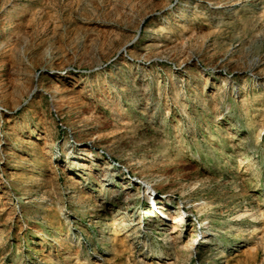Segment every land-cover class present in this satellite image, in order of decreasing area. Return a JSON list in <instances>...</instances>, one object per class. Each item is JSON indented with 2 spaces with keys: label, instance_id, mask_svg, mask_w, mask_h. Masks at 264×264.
Masks as SVG:
<instances>
[{
  "label": "rangeland",
  "instance_id": "1",
  "mask_svg": "<svg viewBox=\"0 0 264 264\" xmlns=\"http://www.w3.org/2000/svg\"><path fill=\"white\" fill-rule=\"evenodd\" d=\"M0 140V264H264V0H0ZM109 162L146 254L101 237Z\"/></svg>",
  "mask_w": 264,
  "mask_h": 264
},
{
  "label": "bare ground",
  "instance_id": "2",
  "mask_svg": "<svg viewBox=\"0 0 264 264\" xmlns=\"http://www.w3.org/2000/svg\"><path fill=\"white\" fill-rule=\"evenodd\" d=\"M212 4H214V3H212ZM37 89L36 88H34V89H32L31 91H30V94L31 93H34L35 91H36ZM147 105L148 104H150V102L149 101H147V103H146ZM60 106L58 105L57 106V108H59ZM148 108L146 107L144 110H147ZM61 110V109H60ZM143 110V111H144ZM3 137H4V135H2ZM47 137H49V133H47L46 135H44L43 137H42V139H46ZM99 137L96 139V140H92L91 141V144H92V146L94 147V148H100V144H99ZM0 142H2V143H6V140H0ZM106 147H107V145H106ZM72 147H70V149H71ZM167 151H169V147L167 146V145H163L160 149H158V153H164V152H167ZM69 152V151H68ZM248 153H250V150L248 151ZM89 155H91L90 153H89ZM82 156V155H81ZM80 156V157H81ZM92 156V155H91ZM167 155H165L164 157H166ZM51 158H52V156H51ZM77 158H79V157H74L71 161H72V163H71V161H68V163H66V168L67 169H71V168H75L77 165H81L82 164V161L84 160V159H78L79 161H76L77 160ZM68 160H70V158L68 159ZM93 160H96L95 159V157H93ZM76 161V162H75ZM132 161L133 160H131V159H129V160H127L126 161V163H125V166H124V168H126V169H128V167L129 166H131V163H132ZM133 165V164H132ZM80 167V166H79ZM123 168V169H124ZM115 168H113V166H112V163H107V165L106 166H104L103 168H102V170H100L98 173H96V175H95V179L97 180V182L102 186V188L106 185V186H110V190L107 192V191H105V193H104V198H101L102 200L100 201L101 202V204L99 205L100 207L98 208V210H96L97 212L98 211H104L105 213V215H103L102 216V214H100V212H98V214H97V217L98 218H101V219H103V220H108L107 221V223H104V228L103 229H101L100 230V234H101V237H103V239H104V233L106 232L105 230H106V228H108L109 226H114V230L115 231H118V232H120V233H127V237H128V246H127V248H128V250H133V249H138V250H140V252H142L143 254H146V251L144 250V247L143 248H138L139 247V242L141 241V238H140V228H141V222H142V219H140V220H138L137 221V223L136 224H133V220L131 219V213H132V211L131 210H133V208H134V201H133V199H132V197L130 196V195H127L126 193H124V192H122L121 190H115V188H114V186L115 185H113V179H114V177L115 176H121L122 175V170H120V171H115L114 170ZM136 170H138V169H136ZM146 174V173H145ZM162 178V176H159V175H152V178H146V177H143V180L142 181H144V182H146V183H150V185L151 186H154V185H157V183H159V182H161V179ZM2 178H1V176H0V189H1V187H2V180H1ZM69 179L71 180H73V177H72V175H70V177H69ZM154 182H156L154 185H153V183ZM160 184H162V183H159V185ZM113 185V186H112ZM119 185H121V187H124V188H126L127 187V184H119ZM162 185H164V184H162ZM141 188L140 187H137L135 190L136 191H139ZM107 193V196H110L109 197V199L107 200L106 199V197H105V194ZM100 196V195H99ZM23 199H24V196L22 197ZM85 198V197H84ZM89 198V197H88ZM111 199H116L115 201H116V203L117 204H120V205H118V208L117 209H115V206H114V204H110L109 202L111 201ZM86 200V199H85ZM83 201V200H82ZM29 201H24L23 203H28ZM87 202L88 203H90L91 205H92V201H91V199H88L87 200ZM22 203V204H23ZM103 203H109L108 205L109 206H103L102 204ZM85 205V201H83L82 202V205ZM159 204L161 205L159 208L161 209V210H165V211H167V212H169V209H170V205H169V202H168V200H160L159 201ZM98 206V205H97ZM60 208V207H59ZM82 208H83V206H82ZM182 208H180L179 209V211L178 212H176V213H174V214H176L175 215V217H174V221H173V219H172V221L174 222V227L172 228L173 229V231L174 232H177V231H181V225H180V218H182L181 217V213H182V210H181ZM63 209H61V211H62ZM59 215L60 216H62L63 215V213L62 212H60L59 213ZM36 216V215H35ZM32 218V217H31ZM110 221V222H109ZM33 222L34 223H36V224H39V222L37 221V220H33ZM204 222H205V220H203L202 222H201V226L204 224ZM166 223H167V220H166ZM53 224V223H52ZM60 224V223H59ZM140 224V225H139ZM55 225V224H54ZM52 226V229L54 230V233L56 234V235H52V241L56 244V245H59L60 246V248H62L63 247V245H62V239H61V237L58 235V234H61L62 232L61 231H63V229H61L60 227V225L59 226ZM52 230V231H53ZM34 232H35V234H34V236L36 237V238H38V239H44V237H46V238H49L48 236H47V233H46V231H45V229L43 228V227H36L35 229H34ZM50 235V234H49ZM70 235V228H68L67 229V234H66V237H68ZM179 235H181V234H179ZM197 236V234H196V232H193L191 235H190V238H189V241L187 242V244L185 245V246H183V247H180L179 245H176V249H179V251H181V252H179L180 253V256L181 257H183V256H187L188 257V260H190V255H191V253H192V251H193V248H194V246H195V237ZM207 236V235H206ZM205 235L203 236V238H207ZM208 239V238H207ZM211 239V238H210ZM104 240H107V239H104ZM118 243V242H117ZM41 245H42V247L44 246L43 245V243H40ZM51 245V244H50ZM145 245H146V240H145ZM239 244H234L233 246L231 245L230 246V249L231 250H235L236 249V247L234 248V246H238ZM115 246H118V244H116ZM66 247V246H65ZM65 247L64 248H62V249H64V251L67 253V254H70L69 253V251H66L65 250ZM51 251V250H50ZM78 252V251H77ZM216 253H219V251H217ZM142 256V255H141ZM224 256L222 255L220 258H223ZM186 258V257H185ZM184 258V259H185ZM39 259V258H38ZM40 260H42V258L40 259ZM76 263H77V261H76ZM75 263V264H76ZM211 263V261H210V259H206L205 261H204V263L203 264H210ZM219 263H224V261H220ZM138 264V263H137ZM156 264H158V263H156ZM185 264H187V263H185Z\"/></svg>",
  "mask_w": 264,
  "mask_h": 264
}]
</instances>
